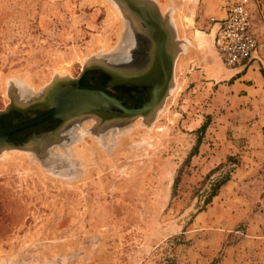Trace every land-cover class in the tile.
Listing matches in <instances>:
<instances>
[{
	"label": "rangeland",
	"instance_id": "374dc122",
	"mask_svg": "<svg viewBox=\"0 0 264 264\" xmlns=\"http://www.w3.org/2000/svg\"><path fill=\"white\" fill-rule=\"evenodd\" d=\"M154 1L179 47L161 105L149 121H100V133L87 116L53 134L62 124L53 116L58 121L44 124L48 134L33 130L6 160L4 149L0 264H264V165L207 204L213 183L232 175L246 154L225 157L226 127L246 118L228 113L210 77L230 68L218 55L214 21L242 0ZM114 3L0 0V110L12 105L7 113L18 112L20 125L52 111L33 103L57 77L83 76L100 88L102 69L85 67L132 45ZM247 6L262 56L264 0ZM64 66L67 72L57 71Z\"/></svg>",
	"mask_w": 264,
	"mask_h": 264
},
{
	"label": "water",
	"instance_id": "95a60500",
	"mask_svg": "<svg viewBox=\"0 0 264 264\" xmlns=\"http://www.w3.org/2000/svg\"><path fill=\"white\" fill-rule=\"evenodd\" d=\"M114 1L121 4V6L123 5V12L127 19L126 36L130 35L131 40L135 39L137 31L134 30V25L146 32L143 37L149 44L150 49L148 52L150 57L146 63L147 65L142 69L149 67V70L145 73H138L142 70L141 67H135L131 71L126 69L125 79L132 83L153 84L150 98L140 107H127L120 99L103 89L80 87L79 77L55 79L46 88L43 99L33 103L36 107L45 109L53 108V110L49 114L22 126L0 132V153L6 148L25 147V143L23 142L16 143L11 141L9 139L10 135L18 129L41 122L50 115L62 120V124L57 127L59 128L58 132L54 130L53 134L59 133V130L63 129L64 126L68 127L66 125L71 123L69 121L92 116L93 114L101 118V122L115 117L122 119L143 117L146 121H149L153 117L155 110L161 105L171 85L175 57L177 51H179V47L176 46L173 25L168 21L167 16L161 14L154 0ZM107 63L85 67L83 73L91 67L116 72L119 70V67L121 69L127 66L125 62H115V66ZM150 70H153V75L148 76ZM159 73L164 76L162 84L159 81H155L156 77H159ZM12 109L14 107L11 105L7 109L0 110V115ZM45 133L48 134L49 131H45Z\"/></svg>",
	"mask_w": 264,
	"mask_h": 264
},
{
	"label": "crops",
	"instance_id": "0c3cea01",
	"mask_svg": "<svg viewBox=\"0 0 264 264\" xmlns=\"http://www.w3.org/2000/svg\"><path fill=\"white\" fill-rule=\"evenodd\" d=\"M225 13L226 11H221L220 18H223ZM220 59L223 62L222 58ZM263 69L264 55L260 56L257 50L254 57L246 64L227 68L225 71L210 76L214 78V86L218 85L217 87H220L218 91L227 102L225 106H227L228 113L231 112L233 115L237 113L239 116H245L244 118H246V124H240L237 127H226L227 131H224L228 135L227 145L222 146L225 149V157L234 154L235 149L245 148L246 154L241 155L244 160L241 159V162L236 164L231 179L222 185L214 199L219 197L220 194H224V196L231 195L236 186L245 183L264 165ZM220 77L224 82L218 84L217 78ZM232 102H237V105L231 104ZM239 140L245 141L246 144H238Z\"/></svg>",
	"mask_w": 264,
	"mask_h": 264
},
{
	"label": "flooded vegetation",
	"instance_id": "af4514ba",
	"mask_svg": "<svg viewBox=\"0 0 264 264\" xmlns=\"http://www.w3.org/2000/svg\"><path fill=\"white\" fill-rule=\"evenodd\" d=\"M143 35H144L143 32H139V33L137 32L135 39L131 40L130 37L128 38V39H130V41L132 43V45H131L132 49L130 48V50H128V51H123V50L118 51V52L108 56V59H107L108 63L107 64L114 65L115 62H117V63L125 62V63H127V66L122 67L121 69L119 67V70H117L116 72L109 71L108 69L102 70L103 76H104V82L100 88L95 87L94 82H91L90 86H82L83 76L79 80V86L80 87H87V88H94V89L95 88L103 89L106 92H108L109 94L120 99L123 102V104H125L127 107H140V106H142V104L150 98L151 89L153 88V84H151V83H142L141 84V83H132L131 81H126L125 72H126V69L131 71L135 67L136 68L141 67V69H142L145 65H147L146 63L149 61L150 56H149L148 51H149L150 47H149L148 42L143 37ZM128 36H130V35H128ZM148 68L149 67L144 68L138 73H143V72L145 73L149 70ZM151 75H153V70H150V73L148 76H151ZM158 75H159V77H156L155 81H159L160 84H162L164 76H163V74H160V73ZM50 112L51 111L45 112L43 115L39 116L38 118H41L42 116H45V115L49 114ZM11 113H9V114L11 115ZM7 114L4 113V114L0 115V128L2 127V125L6 124V122H7V117L9 115V114L8 115ZM19 116L20 115L18 112H16L15 114L13 113V116L12 115L10 116L12 118L11 123L12 124L19 123V121H20ZM51 117H53V116L50 115L45 120L38 122L32 126L18 129L17 131H15L14 133H12L10 135L9 139L11 141L18 143V142L24 141L29 135H31L33 130L34 131L41 130L44 132L48 131L49 127L47 125H44V124L47 123V121H49L51 119ZM38 118H36V119H38ZM36 119L26 121L24 124L29 123L31 121H34ZM24 124L17 125V127L22 126ZM42 124H43V126H41ZM37 126H39V127H37ZM14 128H16V127H14ZM8 130H11V129H8ZM8 130H1L0 132H4V131H8ZM21 133L23 134V136L20 135ZM16 134H19V135L17 136ZM13 135H15L14 138H13Z\"/></svg>",
	"mask_w": 264,
	"mask_h": 264
},
{
	"label": "built area",
	"instance_id": "2783aa9c",
	"mask_svg": "<svg viewBox=\"0 0 264 264\" xmlns=\"http://www.w3.org/2000/svg\"><path fill=\"white\" fill-rule=\"evenodd\" d=\"M248 0H242L226 8L223 18L215 19L214 41L225 64L234 68L246 64L258 50Z\"/></svg>",
	"mask_w": 264,
	"mask_h": 264
},
{
	"label": "bare ground",
	"instance_id": "6f19581e",
	"mask_svg": "<svg viewBox=\"0 0 264 264\" xmlns=\"http://www.w3.org/2000/svg\"><path fill=\"white\" fill-rule=\"evenodd\" d=\"M114 4H117V3H114ZM122 8H123V5H122ZM112 9H113L115 15H116L117 17L120 18V16H119L120 14H119V11L117 10V8L113 7ZM176 14H177L178 21H181V20L183 21V19H182V18H183V17H182V16H183V13H182V8H181V7L178 8V9L176 10ZM122 16H124V15L122 14ZM119 18H118V19H119ZM134 30L137 31L138 33H139V32H143V34L146 33L145 30H143V29H141V28H139V27L137 28V27H135V25H134ZM141 35H142V34H141ZM126 39H128V36L125 37V40H126ZM130 39H131V37H130ZM106 41L109 43V40H106ZM100 43H101V42H100ZM105 43H106V42H105ZM194 43H195V44H192L193 46L197 44L195 41H194ZM98 44H99V43H98ZM103 44H104V43H103ZM106 44H107V43H106ZM193 46L189 45L190 50L193 48ZM131 49H132V48H131ZM187 51H189V49H188ZM190 53H191V52H190ZM186 55H187V54H186ZM59 61H60V60H59ZM83 61H84V59H83ZM109 62H110V61H109ZM56 64H57V63H56ZM56 69H57V71H59V72H61V73H65V72H67V71L69 70V69H68V66H64V67L61 68V69H60L59 67H57ZM57 78H68V77H57ZM4 82H5V81H4ZM7 84H8V83H7ZM7 86H8V85H7ZM176 95H177V94H176ZM91 118L94 120V122H96V123H95V128H96V127L99 128V122L102 121V119L99 118V117H97L96 114H93V115L91 116ZM99 119H100V120H99ZM115 119L118 120V121H120L121 118H117V117H115ZM97 122H98V123H97ZM110 122H111V120H110ZM110 122H109V123H110ZM109 123H108V124H109ZM110 124H111V123H110ZM152 126H153V125H152ZM97 128H96V129H97ZM151 128H152V127H150V129H151ZM97 130H98V129H97ZM97 130H95V131L98 132V133H100V131H99V130L97 131ZM100 130H101V129H100ZM87 131H89V130L87 129ZM152 132H153V131H152ZM82 141H83V140H82ZM152 145H153V144H152ZM87 150H88V149H87ZM80 151H81V150H80ZM82 151H83V150H82ZM14 152H17V151H16V150L5 149V150L2 152V154H1V155H2V156H1L2 158H1V159L6 160V159H7L12 153H14ZM18 152L20 153L21 151H18ZM21 153H22V152H21ZM23 153H24V152H23ZM84 153H85V152H84ZM88 154H89V153H88ZM16 155H18V154H16ZM25 155H26V154H25ZM19 156H20V155H18V156H16V157H19ZM10 157H11V156H10ZM88 159H89V158H88ZM8 160H9V159H8ZM88 175H89V174H88ZM73 180H75V179H73ZM76 181H77V180H76ZM76 181H75V182H76ZM75 182H74V183H75ZM78 182H82V180H79ZM72 183H73V181H72ZM62 185H63V184H62Z\"/></svg>",
	"mask_w": 264,
	"mask_h": 264
},
{
	"label": "trees",
	"instance_id": "16d2710c",
	"mask_svg": "<svg viewBox=\"0 0 264 264\" xmlns=\"http://www.w3.org/2000/svg\"><path fill=\"white\" fill-rule=\"evenodd\" d=\"M92 71H90L91 73ZM263 74H264V69L262 70ZM90 73H85L86 75H90ZM86 75H84L86 77ZM101 75H102V78H103V73L101 72ZM87 81L82 83V86H90V79H86ZM102 80V79H101ZM44 113H42L41 115H43ZM40 115V116H41ZM53 120L54 117H51ZM55 121H58V120H55ZM17 125H20V123H16V124H12L11 123V120L9 121V123L6 125H2V127L0 128V131L1 130H8V129H12L14 127H17ZM206 129V123H204L202 126H201V131H204ZM15 137V135H13V138ZM232 159V156H229V160ZM220 167V166H219ZM231 179V173H228L226 175H223L222 177H220L218 180H216L212 187H211V192H210V195H209V198L207 199V204L210 203L212 201V199L218 194L219 192V189L222 187L223 184H225L228 180Z\"/></svg>",
	"mask_w": 264,
	"mask_h": 264
}]
</instances>
